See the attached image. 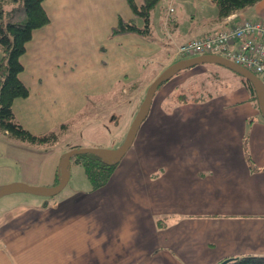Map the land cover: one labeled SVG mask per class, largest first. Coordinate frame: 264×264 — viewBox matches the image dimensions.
I'll return each mask as SVG.
<instances>
[{"label": "crops", "instance_id": "crops-1", "mask_svg": "<svg viewBox=\"0 0 264 264\" xmlns=\"http://www.w3.org/2000/svg\"><path fill=\"white\" fill-rule=\"evenodd\" d=\"M51 1L60 21V27L53 29L58 40L63 30H109L115 24L113 20L127 19L111 9L115 0ZM134 1L137 5L142 2ZM174 1L169 0L159 22L162 54L153 68L143 74L149 83L171 62L166 60L165 43L175 47L193 39L175 38L176 30H181L177 4L193 2L199 10L209 11L217 21L213 31L226 29L241 19L264 22V0L221 20L212 0ZM11 7L7 4L4 9ZM44 7L50 23L37 30H48L52 25L51 13ZM169 8L174 11L168 13ZM182 11L181 8L180 14ZM188 15L193 19L197 16L190 11ZM128 19H134L138 26L137 19L142 18L133 11V17ZM152 27L151 11L148 28L143 30L151 32ZM52 46L42 43L38 50L49 51ZM52 76L35 75L36 83L29 82L35 91L44 92L38 99L39 107L34 100L31 110L49 115L56 108L45 91V83L57 79ZM134 84L136 79L128 87L122 85V96L125 88L133 90ZM108 94L100 91L95 99ZM28 97L30 92L26 98L15 100V115ZM248 97L240 89L198 108H176L170 115L163 113L162 99L154 102L147 122L141 125L132 148L106 186L77 194V200L58 202L54 213L48 211L46 201L43 208L21 214L19 219L9 214L0 218V264H217L240 255L264 256V123L253 122L246 130V120L258 117L257 110L248 102L233 106ZM62 103L66 108V102ZM17 120L23 124L18 117ZM243 137L253 170L244 157ZM147 141L151 143L146 145ZM131 158L132 164L126 168ZM23 169L24 174V165ZM57 169L58 166L53 168L46 184L56 178ZM125 171L132 173L134 181L130 185L121 182ZM23 174L18 180L44 185ZM12 181L16 180L7 183ZM133 182L137 196L126 194ZM117 183L120 188L113 187ZM129 214L134 216L132 222L125 219ZM157 217L164 222L157 221ZM156 222L161 225L158 227ZM19 241L23 242L26 255L16 251L15 243ZM125 252L130 256H125Z\"/></svg>", "mask_w": 264, "mask_h": 264}, {"label": "rangeland", "instance_id": "rangeland-1", "mask_svg": "<svg viewBox=\"0 0 264 264\" xmlns=\"http://www.w3.org/2000/svg\"><path fill=\"white\" fill-rule=\"evenodd\" d=\"M46 2H44V6L46 5L51 13L52 25L48 30L34 31L33 38L27 46V51L21 57L25 69L20 74V79L29 86L30 97L16 109V117L22 121L23 125L25 123V128L31 133L42 135L54 132L58 139L52 144H32L28 141H21L0 134V183H7L9 180L23 182L18 179L22 178L24 165L26 169L24 174L27 173L28 178H33L28 180L44 183L40 186H54L57 182L56 178L51 181V184L46 183L51 179L53 168L58 166L61 156L67 151L74 148L114 149L118 147L123 142L134 115L144 98L145 88H147L145 85L148 83L146 82V76H143L144 71L151 70L162 54L159 22L169 0L159 1L152 10V28L154 30H151V32L112 34V28H109V30H63L61 31L60 40L54 38L53 34L55 31L53 29L60 27V21L57 20L59 18L58 13L52 10L51 0ZM111 7L115 14H121L127 18L126 20H129L128 17H133V11L127 0H115ZM181 8L183 11L180 14ZM176 10H178L179 23L181 24V30L175 32L177 40L198 38L200 35L212 33L210 31H213L212 29L216 27L217 21L212 18V14L207 10H199L193 2L188 5L181 4V6L177 4ZM188 11L196 14V18H191ZM113 22L115 23L114 26L117 25L118 18ZM130 22L133 23L132 20ZM93 23L95 24V21ZM137 23L138 27L143 30V19H137ZM101 24H103V20ZM47 42L54 44L51 47L52 49L49 51L38 50L40 44ZM176 47H172L167 42L165 43L163 49L167 51L166 60H168L167 58H169L168 61L181 59L179 56L174 57ZM3 55L0 47V61ZM195 55L198 54H191L190 56ZM209 67L219 71L221 75L224 74L226 79L230 81L227 72H231V70L217 65H209ZM123 71L125 76L121 77ZM202 71V68L192 69L170 81L167 88L164 87L157 93L156 102L160 103L161 99L163 100L168 96L173 87L178 86L183 79ZM31 75L34 77H30ZM35 75H42L44 78L52 75L57 76V79H50L45 83V91L48 92L50 104L52 102L57 105L52 113H47L49 115H46L44 111L30 109V105L34 100L35 105L39 107L38 99L44 94V92L35 91L30 84L34 85L36 83L34 82ZM133 79H136L134 89L125 88V96H122L121 86L128 87ZM166 89L169 91L165 92ZM100 91L108 92L110 95L108 94L96 100L95 94ZM179 92V90H176V93L170 95L169 101L178 102ZM63 101L67 104L66 108L62 106ZM179 104L180 108H188L183 103L179 102ZM206 104L209 103H197L188 106L198 108V106ZM149 143L151 141L145 142L146 145H149ZM129 163L132 164V158L129 159L126 168H128ZM123 178L121 182H124L125 185L132 183L131 172L125 171ZM25 183L30 184L29 182ZM113 187L120 188V185L117 183ZM127 188L130 189L126 191L127 195L137 196L134 182L132 186ZM90 191L91 185L83 167L76 164L72 159L69 180L64 188L55 195V201H53V197H43L29 193H14L3 196L0 198V218L4 214H9L10 217L18 216L19 219L21 214H30L34 212L32 210L43 208L45 206L43 203L46 201L49 202L48 211L54 213L58 202H66L71 198L73 201L77 200L80 198L76 197L77 194H88ZM135 212L138 213V210ZM133 217L129 214L126 215L125 219L132 222ZM159 219L160 217H157V221ZM22 243L20 241L15 243V248H18L16 250L18 253L25 254ZM125 256H130V254L125 252Z\"/></svg>", "mask_w": 264, "mask_h": 264}, {"label": "trees", "instance_id": "trees-1", "mask_svg": "<svg viewBox=\"0 0 264 264\" xmlns=\"http://www.w3.org/2000/svg\"><path fill=\"white\" fill-rule=\"evenodd\" d=\"M159 1L161 0H142V2L137 5L134 0H127V3L129 7L144 20L143 27L148 28L150 13L152 9L157 6ZM212 1L215 2L217 6V15L221 20L248 6L256 4L260 0ZM44 2L45 0H0V47L4 54L0 61V134L14 137L21 141H28L32 144H52L58 139V136L54 134V132L42 135L31 133L19 120H17L13 111L15 100L26 98L29 93L27 86L20 79V74L24 69L21 57L26 52L27 44L31 41L34 31L50 23V17L44 7ZM7 4H11L13 7L8 10L4 9ZM132 21L133 23H131L130 20L119 19L118 24L112 27V34H140L149 31L139 28L134 23V19H132ZM209 65L216 64L204 63L195 65L179 71L172 78L161 83L155 92L151 107L154 102L157 103V93L160 89L164 87L167 88L170 81L187 73L189 70L202 68V72L190 75L186 77V79H183L178 86H174L172 92L161 101L160 107L165 115H170L174 109L178 108L180 106L179 102L183 103L185 106L197 103H209V101L216 100L219 97L243 89L249 97L234 103L233 106H239L240 104L248 102L258 113V117L256 115L246 120V130L253 122L264 123L252 84L243 76L236 72L234 73V71L232 72V70L231 72L226 71L227 75L230 77V81H228L224 74L221 75L219 71L210 68ZM163 68H165V66H163ZM176 90L180 91L177 96L178 102L169 101V96L176 93ZM148 116L141 125L145 123ZM244 137V157L249 164L250 170L251 168L253 170L249 152L246 147L247 141H245L246 138L244 139ZM72 159L76 164L83 167L92 191H97L106 186L117 166L120 164V162L109 164L98 156L90 153L79 154ZM56 176V181L58 182V169ZM159 221L162 222L163 220ZM160 222H158L159 224L157 223L158 227L161 225ZM221 262L222 261L219 263ZM225 264H264V256L240 255L227 260Z\"/></svg>", "mask_w": 264, "mask_h": 264}, {"label": "water", "instance_id": "water-1", "mask_svg": "<svg viewBox=\"0 0 264 264\" xmlns=\"http://www.w3.org/2000/svg\"><path fill=\"white\" fill-rule=\"evenodd\" d=\"M216 64L230 69L247 79L253 86L260 113L264 119V82L251 70L217 54H201L177 60L166 66L147 86L143 100L126 132L123 142L114 149L96 147L74 148L64 153L58 164V182L54 186L30 185L25 182H10L0 185V198L14 193H29L43 197H54L67 184L70 176V163L74 156L90 153L98 156L109 164L121 162L129 149L133 146L137 132L149 114L150 107L159 85L169 80L179 71L198 64ZM222 261L219 264H225Z\"/></svg>", "mask_w": 264, "mask_h": 264}, {"label": "built area", "instance_id": "built-area-1", "mask_svg": "<svg viewBox=\"0 0 264 264\" xmlns=\"http://www.w3.org/2000/svg\"><path fill=\"white\" fill-rule=\"evenodd\" d=\"M169 8L168 13H172ZM217 54L251 70L264 82V22L241 19L226 29L188 40L176 47L175 57Z\"/></svg>", "mask_w": 264, "mask_h": 264}]
</instances>
